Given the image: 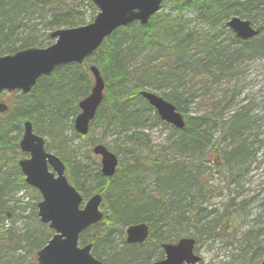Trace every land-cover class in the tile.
<instances>
[{
	"label": "trees",
	"instance_id": "obj_1",
	"mask_svg": "<svg viewBox=\"0 0 264 264\" xmlns=\"http://www.w3.org/2000/svg\"><path fill=\"white\" fill-rule=\"evenodd\" d=\"M167 2L169 0H163L162 8ZM72 3L68 0H0V56L27 47L44 46L35 36L28 34L20 37L17 34L35 15L47 16L45 22L48 28L84 24L83 13ZM170 3L174 11L194 6L196 18L203 21L206 30L202 31L196 26L190 29L178 27L173 32L167 18L161 24L159 19L162 16L157 13L144 27L133 23L116 30L82 65L70 64L56 69L51 76L38 79L27 95L10 94L12 98L8 103L9 109L5 114H0V228L3 221H10L9 212L10 215L15 214L14 208L7 207L12 197L23 189L32 190L25 185L17 167V158L23 155L18 153L17 137L14 134L20 136L22 123L29 120L36 133H44L47 137L46 149L63 152L67 143L63 135L65 125L78 113V101L89 94L92 86L89 65L97 66L105 82L104 99L91 124L104 119L108 126H112L113 132L120 134L140 126L146 113L152 112L159 119L155 111L138 95V91L145 90V87L157 90L170 87V94L162 93L160 96L179 112L178 91L188 71L193 70L197 75L204 76V82L212 83L233 76L232 70L239 62L264 59V31L256 38L240 42L234 40L224 28V23L232 16L264 25V0H171ZM87 5L94 10L89 2ZM222 34L226 35L224 39ZM46 37L49 38V34ZM146 53L147 56L157 57L142 64L138 71H131L129 63ZM159 55L162 60L153 62L158 60ZM91 58L93 62H90ZM36 92L39 93L37 98ZM209 120L205 116L185 117L182 130L172 128L168 153L162 162L156 163V177L150 188L142 186L144 178L139 175L152 169L145 168L144 171L145 163L139 162L138 155L130 163L129 172L117 177L118 166L111 179L100 175L99 164L95 161L92 164L66 161L68 179L81 195L87 198L93 192L100 193L105 203L101 207L103 219L84 231L80 237L81 243L87 241L92 244L95 258L101 260L97 250L107 244L109 251L106 260H101L104 264H149V243L155 246L151 252L158 250L157 258L160 256L161 243H172L180 238L176 234V227L193 225L192 222H201L207 218L208 212L197 206L201 205L199 201L204 200L207 184L200 181L199 175L202 172L195 165L196 161L205 162L203 158L215 151L208 145L206 134H211L218 127L227 137L238 138L248 126L245 115L241 113L234 114L226 121L214 117L211 125ZM208 124L211 129H207ZM71 136L86 144L87 153L93 145L100 143L89 134L79 136L72 131ZM244 153V144L241 142L230 153V158L226 159V165L230 169L235 165L243 166L246 159ZM194 166L197 167V173L193 170ZM89 175L95 176L97 186L85 189L82 184L88 180ZM32 191L35 200H39L37 192ZM31 206L30 212L21 217L25 223L20 235L16 236L10 227H6L1 234L0 264H36V252L52 236L48 227L38 222L35 205ZM231 219V213L226 209L219 218L202 225L198 233L205 232L204 235L212 238L215 229L225 230ZM137 223L149 227L150 241L143 245H127L123 241L120 248L115 247L113 235ZM187 236L194 238L196 245L201 241L195 232ZM255 237L264 238V226L255 233ZM261 256H264V246H256L248 255H243L240 262L255 264Z\"/></svg>",
	"mask_w": 264,
	"mask_h": 264
},
{
	"label": "rangeland",
	"instance_id": "obj_2",
	"mask_svg": "<svg viewBox=\"0 0 264 264\" xmlns=\"http://www.w3.org/2000/svg\"><path fill=\"white\" fill-rule=\"evenodd\" d=\"M170 1L158 13L162 16L159 19L161 24L166 21V17L173 32L178 27L190 29L196 26L202 31L206 30L207 26L203 21L196 18L197 12L194 6L181 11H174ZM68 2H73V5L78 6V10L83 13L84 24L89 23L97 12L95 8L92 10L87 5L88 1L68 0ZM47 18V16L35 15L31 21L27 22L29 24L23 28L22 32L18 31L17 34L20 37L30 34L35 36L39 42H43V47L49 46L53 40L47 38L46 35L57 28H48L45 22ZM225 36L222 34L221 37L224 39ZM153 57L157 56H147L146 53L136 57L129 63L130 70L138 71L142 64L150 62ZM160 60L162 58L159 55L158 60L155 59L153 62L158 63ZM90 62H93V58L90 59ZM191 71H188L186 76L182 78L184 84H180L181 87L178 91L179 113L184 118L205 116L210 118L209 124L211 125L213 124L211 119L214 117L226 121L234 114L241 113L245 115L248 126L238 138L227 137L226 133L218 127L211 134H206L208 145L213 147L215 151L203 158L205 162L196 161L195 165L202 172L199 175L201 176L200 181L207 184L206 194L203 196L205 201H199L201 205L197 204V206L205 209L208 215L204 221L176 227V234L184 237L191 232L196 233L197 238L201 240L196 245V253L201 257L200 264H241L240 258L243 255H248L250 250L256 246H264V238L255 237V233L264 226V59L239 62L232 70L233 76L212 83L204 82L203 75H197L195 71ZM112 88L114 89V87ZM145 90L158 96L162 93L170 94L171 92L170 87L169 89L165 87L158 90L145 87ZM35 97H39L38 92L35 93ZM11 98L12 95L10 94H0L1 102L9 103ZM73 119L72 121L70 119L65 125L63 135L66 137L67 143L62 150L63 152L53 148L47 149V151L59 157L64 164L65 161L70 160L91 164L95 161L99 164L98 158L94 157L91 152H86V144L71 136ZM140 124V126L133 127L127 132L117 134L113 132L112 126H108L104 119H100L96 124H91V130L88 134L90 137L99 140L117 156L120 162L117 177L122 173L129 172L130 163H132L134 156L138 155L139 162L145 163L143 165L144 171L145 168L152 169L139 175V177L144 178L142 186L150 188L151 182L156 177V163L162 162L168 153L167 148L172 135V127L156 119L152 112L143 115ZM209 124L207 129H211ZM70 125H72V131ZM37 134L46 141L48 140L44 133L37 132ZM14 136L17 137L18 144L21 135L14 134ZM241 142L244 144L246 156L244 164L243 166L235 165L230 169L226 165V159L230 158V153ZM18 153L21 155L19 151ZM142 159L150 162L141 161ZM197 167H193L196 173ZM129 170L131 171L132 168ZM66 177L68 176L66 175ZM88 177L87 181L82 182L84 184L82 186L85 189L95 188L97 186L95 176L89 175ZM37 201L34 192L27 189L18 191L7 204V207L14 208L15 214L10 215L8 211L10 221H3L0 236L5 232L6 227L13 229L12 232L16 236L20 235L25 223V219L21 217L28 214L31 205ZM104 205L105 203L102 206ZM226 209L231 213L232 219L225 230L216 228L212 238L204 235V231L203 234L198 233L201 232L202 225L219 218ZM234 231L235 234H233ZM125 236L124 230L114 234L112 237L113 245L120 248ZM153 247L155 246L152 243H149V247H147L150 255L149 264L155 261L158 254V250L151 252ZM97 252L101 260H106L107 250L104 251L100 248ZM261 259L262 256L255 264H258Z\"/></svg>",
	"mask_w": 264,
	"mask_h": 264
},
{
	"label": "water",
	"instance_id": "obj_3",
	"mask_svg": "<svg viewBox=\"0 0 264 264\" xmlns=\"http://www.w3.org/2000/svg\"><path fill=\"white\" fill-rule=\"evenodd\" d=\"M98 10L93 21L87 25L58 29L50 33L54 43L46 48H27L14 54L0 56V93L20 91L27 94L43 76H50L61 66L71 63L81 64L119 27L138 22L141 26L159 12L162 0H88ZM224 26L234 39L246 41L256 37L263 25L253 26L249 20L232 17ZM93 86L90 93L78 102L80 112L73 122L74 131L86 135L89 123L103 99L104 82L96 66H90ZM150 107L155 109L163 122L176 129L184 127L182 116L175 107L163 98L149 91H140ZM7 106L0 103V113ZM19 141L21 152L28 158L18 161V167L25 183L35 188L41 200L37 203V216L43 224H48L54 232L47 244L37 252L38 264H103L95 259L91 245L78 246L80 233L97 224L103 217L99 210L101 196H91L80 208L82 197L65 179L61 161L44 150V140L33 132L30 121L23 123ZM92 153L100 156V172L110 178L118 165L115 154L101 144L92 148ZM49 167L52 171H49ZM126 243H143L148 237V227L144 223L130 225L125 230ZM195 241L181 238L175 244H162L164 258L154 264H198L200 257L194 253ZM259 264H264V257Z\"/></svg>",
	"mask_w": 264,
	"mask_h": 264
},
{
	"label": "bare ground",
	"instance_id": "obj_4",
	"mask_svg": "<svg viewBox=\"0 0 264 264\" xmlns=\"http://www.w3.org/2000/svg\"><path fill=\"white\" fill-rule=\"evenodd\" d=\"M65 166H66V161H65ZM95 194H96L95 192L91 193V194L88 196V199H89L91 196L95 195ZM108 249H109V248H108L107 244H106L105 246H103V250H104V251H105V250L109 251Z\"/></svg>",
	"mask_w": 264,
	"mask_h": 264
},
{
	"label": "flooded vegetation",
	"instance_id": "obj_5",
	"mask_svg": "<svg viewBox=\"0 0 264 264\" xmlns=\"http://www.w3.org/2000/svg\"><path fill=\"white\" fill-rule=\"evenodd\" d=\"M162 258H163V254H162V257L160 259H162Z\"/></svg>",
	"mask_w": 264,
	"mask_h": 264
}]
</instances>
